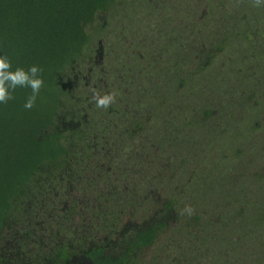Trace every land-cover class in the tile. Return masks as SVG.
<instances>
[{
  "label": "trees",
  "instance_id": "16d2710c",
  "mask_svg": "<svg viewBox=\"0 0 264 264\" xmlns=\"http://www.w3.org/2000/svg\"><path fill=\"white\" fill-rule=\"evenodd\" d=\"M114 1L0 0V57L43 79L31 109L30 87L0 103V264H264V183L253 202L239 173L263 143L264 0L163 17L105 109L72 80Z\"/></svg>",
  "mask_w": 264,
  "mask_h": 264
},
{
  "label": "rangeland",
  "instance_id": "374dc122",
  "mask_svg": "<svg viewBox=\"0 0 264 264\" xmlns=\"http://www.w3.org/2000/svg\"><path fill=\"white\" fill-rule=\"evenodd\" d=\"M205 1L115 0L111 8L99 18L104 21V30L101 37L95 38L89 62L83 69L77 67L74 69L72 82L76 94L77 85L89 87L92 84L99 86L105 95L112 94L114 89H109L112 85L109 86L108 83L117 84L123 77L118 72L114 73L115 67L121 64L124 72L130 70L131 73L138 74V69L135 66L139 61H144L149 57L147 46L156 47L155 43L158 37L167 30V27L163 25L162 18L166 17L168 20V16L169 18L180 16L182 22H185L186 16H202L205 13V7L203 8L199 4ZM173 19L178 20L177 17ZM193 21L189 22L190 26ZM143 83H147V81L143 79ZM261 123L263 143H257L250 147L246 158L248 166L244 171L239 170L245 180V196L256 203L262 200L263 195L256 194V192L264 183V122ZM72 125H74L72 122L65 123V126ZM134 146L138 147V144H134ZM254 174H256V178H254ZM77 196V191L73 190L68 203L70 204L73 200L77 201ZM129 222L131 227L149 224V222L142 223L140 217L136 220L130 219ZM9 238L10 231H7L0 239V257L2 258H8L11 254Z\"/></svg>",
  "mask_w": 264,
  "mask_h": 264
},
{
  "label": "clouds",
  "instance_id": "9594fccd",
  "mask_svg": "<svg viewBox=\"0 0 264 264\" xmlns=\"http://www.w3.org/2000/svg\"><path fill=\"white\" fill-rule=\"evenodd\" d=\"M261 0H255L256 5H259ZM11 63L5 57H0V103L6 104L13 99L9 89L13 91L17 87H30L32 95L28 98L24 107L31 109L41 87L43 86V79L38 77V73L42 71L37 66H31L28 71L22 68H17L15 71H10ZM93 99L98 108H108L115 101L114 94H106L100 96L94 94ZM190 211V210H189Z\"/></svg>",
  "mask_w": 264,
  "mask_h": 264
}]
</instances>
